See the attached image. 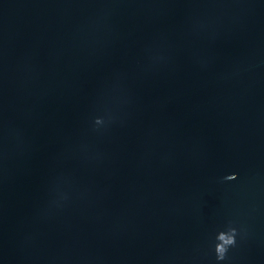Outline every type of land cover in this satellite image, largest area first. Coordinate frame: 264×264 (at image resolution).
Segmentation results:
<instances>
[{
    "label": "water",
    "instance_id": "95a60500",
    "mask_svg": "<svg viewBox=\"0 0 264 264\" xmlns=\"http://www.w3.org/2000/svg\"><path fill=\"white\" fill-rule=\"evenodd\" d=\"M0 264H264V0H0Z\"/></svg>",
    "mask_w": 264,
    "mask_h": 264
},
{
    "label": "clouds",
    "instance_id": "9594fccd",
    "mask_svg": "<svg viewBox=\"0 0 264 264\" xmlns=\"http://www.w3.org/2000/svg\"><path fill=\"white\" fill-rule=\"evenodd\" d=\"M230 179H235V176L229 177ZM221 239H224L223 236H221ZM224 243L226 245H232L234 243V240L230 237L229 239L225 240ZM226 248L223 245L217 246V253L219 254L220 258H223V254L225 252Z\"/></svg>",
    "mask_w": 264,
    "mask_h": 264
}]
</instances>
